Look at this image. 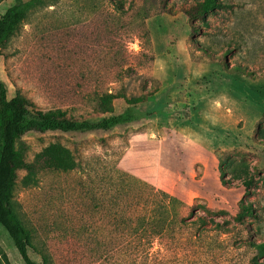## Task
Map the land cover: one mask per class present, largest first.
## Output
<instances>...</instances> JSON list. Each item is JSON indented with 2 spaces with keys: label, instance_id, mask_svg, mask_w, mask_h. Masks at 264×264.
Wrapping results in <instances>:
<instances>
[{
  "label": "rangeland",
  "instance_id": "obj_1",
  "mask_svg": "<svg viewBox=\"0 0 264 264\" xmlns=\"http://www.w3.org/2000/svg\"><path fill=\"white\" fill-rule=\"evenodd\" d=\"M19 1L0 0V15ZM197 1L47 0L0 46L9 97L43 112L96 122L103 116L94 107L105 95L117 98L119 114L128 107L123 95L153 94L138 105V120L108 132L23 137L28 161L61 144L78 165L43 170L33 186L19 172L11 206L36 248L47 247L50 264L264 261L257 249L264 244V0H221L190 22L184 8ZM113 167L187 206L188 225L141 258L133 237L109 228L105 180ZM241 203L254 216L239 223ZM198 216L221 227L190 223ZM28 253L44 264L35 249ZM3 254L25 264L0 225V264H7Z\"/></svg>",
  "mask_w": 264,
  "mask_h": 264
},
{
  "label": "trees",
  "instance_id": "obj_2",
  "mask_svg": "<svg viewBox=\"0 0 264 264\" xmlns=\"http://www.w3.org/2000/svg\"><path fill=\"white\" fill-rule=\"evenodd\" d=\"M47 0H21L0 15V46L13 35L30 11L46 4ZM221 0H202L184 8L190 20H201L222 6ZM193 25V24H192ZM137 98L122 97L127 102V109L119 114L114 112L112 101L117 99L113 94L97 100L94 110L103 118L92 122L73 120L60 112H43L34 109L20 95L9 97L5 83L0 79V225L8 232L25 264H38L29 256V248L39 252L44 264H50V253L47 247L37 249L33 243L34 236L14 212L11 201L19 180V172H25L22 179L24 186H33L43 170L54 169L62 172L74 171L78 165L70 150L61 144H52L38 153L33 161L27 160V145L23 137L29 133L44 134L47 132L79 133L108 132L113 128L132 123L140 118L137 107L152 97V93ZM112 175L106 176L107 197H110L109 228L116 227L115 233L133 237L137 246L136 257H142L143 251L158 240L175 238L176 231L188 225L184 216L186 204L175 196L158 190L139 178L112 168ZM251 179H245L243 185L250 187ZM132 209L134 214L132 213ZM207 212L212 210L206 208ZM254 216L252 206L241 203L236 220L243 222V217ZM210 221V222H209ZM205 216H198L194 223L199 228L212 229L221 227ZM104 233L112 237L113 232ZM105 237V235H104ZM258 252L264 255V244L257 246ZM4 260H9L3 254ZM107 258L108 256H104ZM147 258V256H146ZM108 259H110L108 257ZM255 264H264L255 262Z\"/></svg>",
  "mask_w": 264,
  "mask_h": 264
}]
</instances>
